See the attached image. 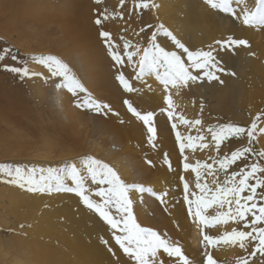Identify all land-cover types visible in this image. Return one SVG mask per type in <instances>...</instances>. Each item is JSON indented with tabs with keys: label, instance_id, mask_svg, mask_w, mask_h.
I'll use <instances>...</instances> for the list:
<instances>
[{
	"label": "bare ground",
	"instance_id": "6f19581e",
	"mask_svg": "<svg viewBox=\"0 0 264 264\" xmlns=\"http://www.w3.org/2000/svg\"><path fill=\"white\" fill-rule=\"evenodd\" d=\"M136 3V0H125L121 8L119 0H103L101 5L94 0H0L2 38L22 52L59 55L69 63L95 98L111 104L113 112L118 113L117 117L108 114L107 122H102L95 129L90 123L93 122L91 117L70 105L71 93L55 88L51 80L41 88L39 79H35L36 95L47 89L45 100L54 115L52 118L58 123L57 128L40 127L29 131L21 125L22 115L19 114L18 118L14 113L17 111L14 107L18 109L21 105L20 97L10 88H2L0 163L62 167L65 160L88 154L113 166L128 182L143 183L157 192L167 191V205L148 193L142 197L139 193L135 194L138 222L179 240L185 253L199 264L203 258L200 236L187 217L183 185L179 179L184 175L194 186L195 173L183 169L175 132L171 128L174 121H169L166 114H159L162 104L158 82L148 77L137 81L132 68L127 67L126 76L135 88L140 89L137 92L140 110L157 112L156 146L153 148L148 144L147 131L141 123L129 117L122 105L121 85L115 79L113 61L107 55L98 35V26L94 23L96 10L107 7L109 11L124 12L123 19L113 18L106 22V30L111 31L121 46V36H126L133 43L142 42L160 23L186 40L193 50H207L209 44L230 34L250 41L248 48L240 47L235 53H219L218 58L230 72H235L234 76L219 74L223 84L205 78L176 97L190 119L201 115L200 105L203 102L205 126L228 120L246 126L257 111L264 109V29L256 31L241 27L227 14L212 9L205 0H150L159 7L149 9H136ZM147 25L151 28L137 35ZM158 41L162 45H170L162 33ZM249 52L255 55L250 56ZM35 71L47 72L42 65L36 66ZM179 130L185 132L183 127ZM185 134L197 135V132L192 129ZM241 143H247L246 137L243 141L229 139L221 147L223 152H230ZM254 145L259 150L264 148V138L258 139ZM165 153L171 161V170L164 163ZM214 156L215 150L197 148L193 162L201 159L213 163L209 157ZM213 167L215 169L218 165L213 163ZM219 178H223V173L219 174ZM0 216L3 217L0 219L2 225L8 223L6 218L9 216L13 227L20 223L30 225L22 230L27 233L24 239L14 237L16 244L12 249L16 256L21 257L12 256L9 264H114L117 259L125 264L127 261L114 241L111 243L117 255L107 251L99 240L101 235L110 239L106 224L90 212L74 193H30L0 181ZM4 250L0 248V256L6 258L9 253L5 251L3 254ZM210 250L221 264H235L237 257L248 255L238 246ZM249 250L252 251V246ZM161 259H167L166 254ZM262 260L264 257L257 254L250 258L249 264H261Z\"/></svg>",
	"mask_w": 264,
	"mask_h": 264
},
{
	"label": "snow or ice",
	"instance_id": "6c2138e0",
	"mask_svg": "<svg viewBox=\"0 0 264 264\" xmlns=\"http://www.w3.org/2000/svg\"><path fill=\"white\" fill-rule=\"evenodd\" d=\"M97 5L103 0H94ZM123 8L125 0H119ZM215 10L227 14L241 27L259 31L264 29V0H205ZM159 5L150 0H139L136 9L158 8ZM94 23L98 26V35L106 48L107 55L113 61L115 79L126 93L140 91L133 86L132 80L126 76L125 70L131 67L134 79L143 81L146 77L154 78L161 89L159 114H166L175 132V140L182 158L185 172L195 173L194 186L190 185L184 175L180 176L183 188V203L189 222L198 230L199 245L203 249L199 264H221L210 249L225 246L236 247L247 252V256L237 257L235 264H249L252 257L259 254L264 257V148L257 151L254 144L264 138V109L252 116L248 125L242 126L237 121L208 123L203 120V102L197 118H188L177 103L176 97L191 85L203 81L216 80L223 84L219 74L235 75L224 67L218 58L220 52H232L240 47H250V41L234 34L217 39L207 46V50H193L181 36L175 34L163 23L156 25V30L143 41L133 43L126 36H121L122 46L116 42L111 31L106 30V22L113 18H124L123 11H109L107 7L96 10ZM151 28V26H148ZM125 31H127L125 29ZM144 32V28L139 30ZM170 41V45H162L158 41L160 34ZM250 56L255 53L249 52ZM3 59V57H0ZM16 59L15 56L12 57ZM31 59L44 66L47 72H34L25 63L21 67L4 65L21 79L26 77H42L47 83L52 81L57 89H66L76 98L78 108L94 111L107 116L113 112L111 104L95 98L85 87L73 68L56 54L32 55ZM151 90V86L149 85ZM82 94V95H81ZM128 112L146 127L147 142L155 148L157 139L156 116L153 110H140L130 99H124ZM195 104V99L192 101ZM251 115V113H250ZM123 122V121H121ZM183 127L185 132L179 129ZM195 129L197 135L185 134ZM235 150L223 152L222 144L230 138L243 141ZM210 138V139H209ZM215 150L216 156L209 157L218 165L195 159L196 149ZM187 153V154H186ZM250 157H255L250 159ZM149 164L152 162L149 160ZM164 163L172 169L168 155H164ZM242 164L243 167H239ZM237 168H233V166ZM223 173V178L219 174ZM0 181L9 186H17L30 193H74L82 204L102 220L109 232L110 239L100 236V242L106 246L113 256L117 251L127 257L125 264H198L184 250L183 244L162 233L154 227L143 226L138 222L136 214V193L141 197L148 193L161 204L167 205V191L157 192L151 186L139 182H128L118 171L102 159L85 154L78 158L65 160L62 167L28 166L24 164L0 163ZM175 201V197L172 198ZM167 211V207H165ZM174 223H176L174 221ZM231 226V227H229ZM30 225L24 223L16 227L0 229L3 238L0 246L6 251L15 244V236H26L22 231ZM20 229L21 231H18ZM166 254L167 259H161ZM114 264H121L117 259ZM264 264V260L261 261Z\"/></svg>",
	"mask_w": 264,
	"mask_h": 264
},
{
	"label": "rangeland",
	"instance_id": "374dc122",
	"mask_svg": "<svg viewBox=\"0 0 264 264\" xmlns=\"http://www.w3.org/2000/svg\"><path fill=\"white\" fill-rule=\"evenodd\" d=\"M136 1L139 2V0H136ZM148 26H150V25L145 26L144 29L147 30V28H149ZM0 45H1L0 46V57H3V59H0V89L10 88L16 92L17 96L20 97L21 105L18 106V109H17V107H14V109L16 108V110H17V111H14V113H16L17 116L19 114H20V116L22 115V117L18 116V118L20 117L21 120H23V122H22L23 124H21V125L26 127L25 129H29V131L32 130L31 128L38 129L40 127H43V128L50 129V128L56 127L58 120L52 118L54 115L51 113L52 111H50V109L48 108L49 107L48 103L45 100V97L47 95V89H43L44 93H38L39 95H36L37 91L35 90V87H34V83H35L34 80L39 79L40 83L42 84L41 88H44L46 86L44 79L42 77H36V78L35 77H26V78L21 79L19 74L8 71L3 67L4 65L21 67L25 63H27V66L32 71L36 72L35 67L38 66L39 64L31 59V56L35 55V54H33L31 52L19 51L17 49V47L8 43V41H6L1 36H0ZM13 56L16 57L15 60L12 59ZM121 90H122L121 91L122 103H123L124 99H130L133 102L135 107H137L138 109H141V107L137 103V99H138L137 98V96H138L137 92L126 93L123 90L122 86H121ZM42 94H44V95H42ZM75 100H76V98L72 96L70 105L73 108H75L76 110L81 111L82 113H85L87 117H91L93 122H90V123L93 126H95V129H98L102 122H104V123H105V121L107 122V116L102 115V114H98L94 111L87 110L84 108H78L75 104ZM134 101L136 102V104L134 103ZM122 105H124V109L127 111V114L129 115V117H131L132 120H134L135 122L141 123V127L144 128L146 131V127L143 125V123L141 121L137 120L134 116H132V114L130 112H128L127 106L125 104H122ZM115 107H117V106H115ZM110 115L113 117H115V116L117 117V115L112 114V113H110ZM51 133L53 135H57V134H54L55 132H51ZM230 139L236 141V139H233V138H230ZM253 146H254V148L257 149V151H259V149L256 147V145H253ZM254 158L255 157H250V159H254ZM239 167H243V165L239 164ZM236 168H237V166H236ZM159 177L160 176L158 175V179H159ZM160 179H162V178H160ZM156 188H160V186H157ZM0 219H3V217L0 216ZM6 220L8 223L5 225L0 224V229L7 228V227H13V224L11 222L12 221L11 217L9 216L8 218H6ZM18 236L22 237L23 239L25 237L22 235H18ZM2 238H3V234H2V232H0V239H2ZM253 246L254 245H252V247ZM0 248L3 249V247H1V246H0ZM15 250H16V248H15ZM5 251L6 250L2 251V253L4 254ZM9 251H11V252H9ZM6 252L9 253V254H7L6 258H4V256H0V264H9L10 258H12V256L17 257V258L21 257V256H16L14 254L13 249L8 250ZM250 252H251V250H249V248H248L246 253L248 254Z\"/></svg>",
	"mask_w": 264,
	"mask_h": 264
}]
</instances>
